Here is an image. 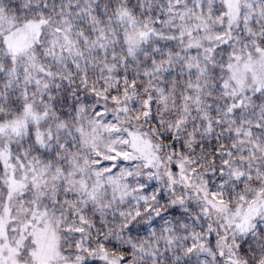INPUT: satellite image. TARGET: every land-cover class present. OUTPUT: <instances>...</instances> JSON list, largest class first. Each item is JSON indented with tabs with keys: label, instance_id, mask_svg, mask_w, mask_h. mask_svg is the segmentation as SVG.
<instances>
[{
	"label": "snow or ice",
	"instance_id": "obj_1",
	"mask_svg": "<svg viewBox=\"0 0 264 264\" xmlns=\"http://www.w3.org/2000/svg\"><path fill=\"white\" fill-rule=\"evenodd\" d=\"M0 264H264V0H0Z\"/></svg>",
	"mask_w": 264,
	"mask_h": 264
}]
</instances>
